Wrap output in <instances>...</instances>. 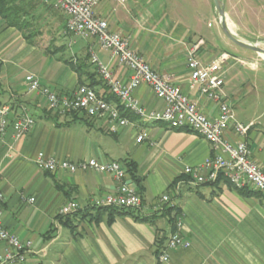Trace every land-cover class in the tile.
I'll list each match as a JSON object with an SVG mask.
<instances>
[{"label":"crops","instance_id":"1","mask_svg":"<svg viewBox=\"0 0 264 264\" xmlns=\"http://www.w3.org/2000/svg\"><path fill=\"white\" fill-rule=\"evenodd\" d=\"M16 3L25 4L29 13L18 11L8 20L0 17V105L10 106V120L26 107L36 125L17 141L11 139V127L0 137V186L3 227L21 241L31 242L23 264H160L158 257L178 219L190 246L169 251L165 264H264V196L249 189L241 192L223 178L197 187L187 183L183 168L198 167L213 155L208 142L187 130H172L162 123L146 125L137 118H128L130 124L115 133L109 131L112 124L103 117H85L67 125L63 122L68 118L56 123L46 118L44 100L26 90L27 74L58 94L87 85L111 99L90 55L123 85L129 82V71L94 38L65 33V17L46 0ZM208 3L100 0L93 13L106 20L108 29L125 39L152 69L179 86L208 118L216 116L217 106L191 86L186 56L196 48V55L210 63L225 54V101L234 121L249 129L242 136L230 127L224 139L246 142L251 159L264 170V57L243 48L241 53L212 51L202 26ZM9 21H30V26L20 31L7 26ZM227 27L240 41L264 50L258 42L239 37ZM134 97L148 112L163 107L144 84L135 89ZM110 102L115 104L113 99ZM142 130L149 138L136 143ZM40 153L72 162L90 158L116 161L125 169L126 164L134 163L135 176L141 181V207L114 217L97 213L93 201L115 194L117 182L95 171L43 172L35 164ZM127 181L138 192L128 175ZM163 195L170 197L168 214L153 211ZM69 201L76 202L79 211L63 218L59 211ZM150 216V222L142 221Z\"/></svg>","mask_w":264,"mask_h":264},{"label":"built area","instance_id":"2","mask_svg":"<svg viewBox=\"0 0 264 264\" xmlns=\"http://www.w3.org/2000/svg\"><path fill=\"white\" fill-rule=\"evenodd\" d=\"M100 0H46L47 4L65 17V33L76 38H94L103 50L129 71V82L126 85L115 80L108 68L102 65L94 54L90 62L108 93L115 99V104L105 100L87 85H80L73 91L58 94L48 86L40 84L38 78L27 74L24 78L28 93L39 95L45 102V108L60 117L71 112H80L87 117H103L112 124L109 131L115 133L118 128L130 124L122 113H129L143 124L162 123L172 130L184 129L192 132L208 142L213 155L198 167L183 168L190 186H201L215 183L218 178L225 179L236 189H249L264 196V170L250 157L246 142L231 143L224 139V134L231 129L244 136L249 126L234 121L231 107L225 101L223 92L225 54L217 60L205 63L196 55V48L188 51L186 67L191 86L198 89L199 96L217 106V114L208 118L202 114L195 102L185 95L181 88L173 84L168 76L162 75L130 47L128 42L108 29L106 20L94 15L93 9ZM124 4L126 0H116ZM141 84L148 86L155 97L162 102V109L152 113L146 111L134 97V91ZM122 112H121V111ZM9 105H0V137L11 127L12 141L28 135L36 122L26 107H21L19 114L10 120ZM149 138L146 130H142L135 138L141 143ZM36 167L47 173L57 171L66 173L95 171L110 175L118 184L116 193L104 195L93 201L94 208L114 207L125 210H137L141 207V199L135 188L127 181L126 169L116 161L99 162L90 158L80 162L46 158L42 153L36 158ZM34 199L29 202L33 203ZM4 195L0 186V264H23L31 252V242L21 241L14 233L2 225ZM170 197L163 195L159 204L153 207L154 212H163L170 208ZM79 211V205L69 201L62 206L59 213L65 218ZM182 223L178 219L175 228L169 234L165 248L158 257L160 264L168 262V252L190 246L181 234Z\"/></svg>","mask_w":264,"mask_h":264},{"label":"rangeland","instance_id":"3","mask_svg":"<svg viewBox=\"0 0 264 264\" xmlns=\"http://www.w3.org/2000/svg\"><path fill=\"white\" fill-rule=\"evenodd\" d=\"M224 8L225 23L236 31L239 37L256 41L264 47V0H220ZM203 31L209 37L212 51L242 52L241 47L230 42L222 33L219 18L215 13L213 0H209ZM41 41V40H37Z\"/></svg>","mask_w":264,"mask_h":264},{"label":"trees","instance_id":"4","mask_svg":"<svg viewBox=\"0 0 264 264\" xmlns=\"http://www.w3.org/2000/svg\"><path fill=\"white\" fill-rule=\"evenodd\" d=\"M14 1L15 0H0V17L8 20V18L10 16H12L14 14H18V11H21V13H25V14L29 13V11L27 9L28 7L25 6V4L21 6V5H19L20 3H16L17 6H15ZM50 8H52V7H50ZM26 9H27V11H26ZM7 26L14 27V28L22 31V30H24L30 26V21H18V22L9 21V22H7ZM70 65H72V64H70ZM73 69L78 71V69L75 67H73ZM90 88H92V87H90ZM104 98H105V100H107L109 102L111 101V99L115 100L113 97H111V99H110L109 97L104 96ZM45 115H46V118L53 123H56L60 118H62V117L58 116L56 113H52L51 111H49L47 109H45ZM122 116L127 117V118H135L133 115H131L129 113H122ZM85 117L88 118L87 116H85L84 114H82L80 112H71V113H68L66 116L63 117L64 119H67V118L69 119L66 123L63 122V124L67 125L68 123L69 124L73 123L79 119L84 120ZM182 130H184V129H180V131H182ZM135 171H136V167H135L134 163L130 162V163L126 164L127 175L130 176L132 181L136 184V186H138V194H141L142 188L139 186L141 181H140V179H138L135 176ZM246 190H247L246 188L241 189V192L246 191ZM170 210H171V208L165 209L163 211V213L168 214L170 212ZM96 211L99 214L107 213L109 217L130 214V210L114 208V207L97 208ZM150 217L149 218H143L142 221L150 222V220L153 218V216L151 218Z\"/></svg>","mask_w":264,"mask_h":264},{"label":"water","instance_id":"5","mask_svg":"<svg viewBox=\"0 0 264 264\" xmlns=\"http://www.w3.org/2000/svg\"><path fill=\"white\" fill-rule=\"evenodd\" d=\"M213 4H214L215 13L219 18L221 31L225 35V37L230 42L235 44L236 46L241 47L243 49L253 51V52L258 53L259 55H262L264 57V50L263 49L255 46V45H251V44L245 43L243 41H240L229 30V28L227 27V25L225 23L224 8H223L222 2L220 0H213Z\"/></svg>","mask_w":264,"mask_h":264}]
</instances>
